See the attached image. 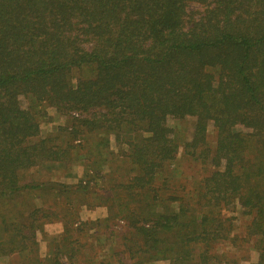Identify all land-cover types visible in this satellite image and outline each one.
Segmentation results:
<instances>
[{"label": "trees", "instance_id": "1", "mask_svg": "<svg viewBox=\"0 0 264 264\" xmlns=\"http://www.w3.org/2000/svg\"><path fill=\"white\" fill-rule=\"evenodd\" d=\"M49 108L66 123L41 136ZM187 117L201 173L179 187L167 121ZM79 157L75 191L98 187L131 264H264V0H0V201L52 186L21 172ZM65 199L39 206V231L59 214L65 238L80 226Z\"/></svg>", "mask_w": 264, "mask_h": 264}, {"label": "rangeland", "instance_id": "2", "mask_svg": "<svg viewBox=\"0 0 264 264\" xmlns=\"http://www.w3.org/2000/svg\"><path fill=\"white\" fill-rule=\"evenodd\" d=\"M193 6L196 4L193 3ZM48 113L50 120L40 125L41 136L56 133L58 126L66 123L65 116L56 112L54 108H49ZM167 123L178 133L179 147L176 159L171 165V172L175 176L174 181H178V184L174 182L173 185L180 187L183 181V185H186L188 174L201 173L198 164L190 161L183 147L191 138L194 118L187 117L180 121L169 118ZM207 133V143L212 147L215 137L211 126H208ZM94 139V137L90 138V140ZM110 148L116 152L111 138ZM113 166V163L108 166L115 171L113 177L124 172L123 169L118 170ZM102 167H107V164ZM101 169L103 174L109 171L107 168ZM84 171L85 163L79 157L67 163L64 169L49 171L35 166L20 173L22 183L33 185H39V182L52 183L49 185L53 188L52 186L48 188L44 186L40 190L24 188L0 201V264H121L122 261L131 264L122 243L121 234L124 229L122 223L102 221L109 214L104 206V199L98 196L101 191L92 193L98 187L88 190L87 194L75 191L78 181L85 179ZM59 184L60 187L57 186ZM62 185L70 187L68 194L65 192L67 188ZM103 185L106 186L105 177L99 182V187ZM66 197L70 201L68 206L75 208L80 226L76 230H74L76 227L72 226L71 233L69 232L66 235L68 237L65 238L63 218L59 214L57 217L51 216L39 231V206L57 214L67 208ZM171 205L176 207V204ZM233 216L234 231H242L247 217L240 214L238 207L233 212ZM217 250L235 252L228 243L220 244ZM250 259H255L252 250H250ZM148 264H165V262L156 261Z\"/></svg>", "mask_w": 264, "mask_h": 264}, {"label": "built area", "instance_id": "3", "mask_svg": "<svg viewBox=\"0 0 264 264\" xmlns=\"http://www.w3.org/2000/svg\"><path fill=\"white\" fill-rule=\"evenodd\" d=\"M66 264V263H65Z\"/></svg>", "mask_w": 264, "mask_h": 264}]
</instances>
